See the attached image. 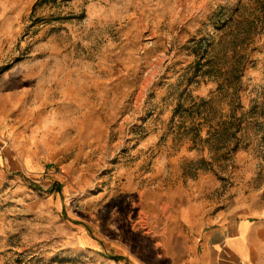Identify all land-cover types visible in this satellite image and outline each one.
<instances>
[{"label":"rangeland","instance_id":"rangeland-1","mask_svg":"<svg viewBox=\"0 0 264 264\" xmlns=\"http://www.w3.org/2000/svg\"><path fill=\"white\" fill-rule=\"evenodd\" d=\"M261 206L264 0H0V264H203Z\"/></svg>","mask_w":264,"mask_h":264},{"label":"crops","instance_id":"crops-1","mask_svg":"<svg viewBox=\"0 0 264 264\" xmlns=\"http://www.w3.org/2000/svg\"><path fill=\"white\" fill-rule=\"evenodd\" d=\"M203 264H264V206L248 209L217 228Z\"/></svg>","mask_w":264,"mask_h":264},{"label":"trees","instance_id":"trees-1","mask_svg":"<svg viewBox=\"0 0 264 264\" xmlns=\"http://www.w3.org/2000/svg\"><path fill=\"white\" fill-rule=\"evenodd\" d=\"M116 258H118V257H116ZM115 259V258H114Z\"/></svg>","mask_w":264,"mask_h":264}]
</instances>
